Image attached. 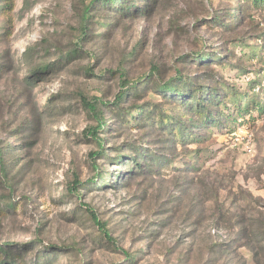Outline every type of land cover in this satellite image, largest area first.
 <instances>
[{"label":"rangeland","instance_id":"rangeland-1","mask_svg":"<svg viewBox=\"0 0 264 264\" xmlns=\"http://www.w3.org/2000/svg\"><path fill=\"white\" fill-rule=\"evenodd\" d=\"M91 1L0 0V264H264V7Z\"/></svg>","mask_w":264,"mask_h":264},{"label":"trees","instance_id":"trees-1","mask_svg":"<svg viewBox=\"0 0 264 264\" xmlns=\"http://www.w3.org/2000/svg\"><path fill=\"white\" fill-rule=\"evenodd\" d=\"M120 1V10L121 11H131L133 10V7H137L135 3H133L134 1H132L131 4L127 3V0H92L91 3L88 5L87 7V12L89 11L90 7L95 4V2H102L104 5H115L117 4V2ZM253 5L257 6V7H264V0H249ZM237 9V8H236ZM239 9V8H238ZM208 56H205L204 59H209ZM237 67H231L230 69H236ZM239 76V75H238ZM182 77V76H181ZM179 78V81H182V78ZM120 78L122 79L121 84V92L118 94L117 96V103H121L125 98H126V92L128 91L129 88H132L137 82L139 81H130L126 78V75L124 72L120 73ZM185 86H191V83L189 84V82L187 83V81H185ZM169 89V88H168ZM204 89V90H203ZM122 90H124V92H122ZM171 91V89H169ZM178 89L174 90V92L179 93L180 91H178ZM197 92L199 95H197V102H196V106L199 108H203L205 109V105L203 104L202 100H203V96L207 95V91L205 90V88H203V86L201 85L198 89ZM228 92V91H227ZM227 92L225 93L227 95ZM181 94V93H179ZM229 94V92H228ZM234 94H236V92H234ZM239 96V95H238ZM237 96H232L233 99H235ZM230 98V96H229ZM228 99H226L225 101H227ZM85 105L87 107V109L93 113L95 115V119L97 120V124L95 126H92L89 128L88 133L94 138L95 141H97L99 143V145L102 144L103 139L99 136V132L102 131L106 124L107 121L104 119L103 115H102V110H101V106L104 104V102L101 99H95L93 101L89 100V99H84ZM99 102V104H98ZM228 110L230 107L228 105H225L223 107V109ZM263 107H259L258 110H262ZM143 110V109H140ZM199 111V110H197ZM204 114V113H203ZM222 114V113H221ZM205 115V118H209L210 120L214 119L216 120L217 118H213L211 112H207ZM226 120H228L230 118V114H227L225 116ZM169 120V121H167ZM161 122H165L167 124H169L170 126L175 124L176 119L169 116V117H165V119H162ZM179 133L182 134V132L185 131V128L179 127ZM104 154V152H102L101 150L95 151L91 153V157L95 158L98 155ZM98 167V165H97ZM100 172V171H99ZM97 176H100V173L97 174ZM78 182L75 183V186H78ZM88 211L91 214L92 219L94 220V222L100 227V229L103 231L105 237L111 241V242H115L112 239V236L110 235L109 231L107 230L105 224L103 222L100 221L98 214L96 213V211L94 209H92L91 207L88 206Z\"/></svg>","mask_w":264,"mask_h":264}]
</instances>
